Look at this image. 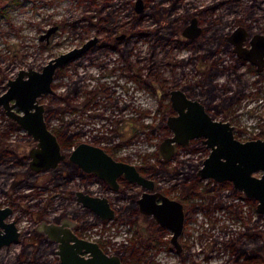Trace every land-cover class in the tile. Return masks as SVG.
<instances>
[{"label": "rangeland", "instance_id": "obj_1", "mask_svg": "<svg viewBox=\"0 0 264 264\" xmlns=\"http://www.w3.org/2000/svg\"><path fill=\"white\" fill-rule=\"evenodd\" d=\"M135 1L0 0L2 6L6 5L0 10V93L20 68L41 69L51 57L99 35V43L91 50L58 70L53 91L40 97L50 126L67 129L66 134H72L70 144L85 140L111 147L118 157L136 165L162 160L159 145L171 130L155 124L168 109L167 91L174 85L209 102L231 96L233 115L214 107L211 111L215 117L230 120L242 139L264 137V73L247 69L244 74L241 69L245 65L239 67L241 60L231 46L223 43L224 35L239 24L250 33L264 34V0H146L147 6L140 13L134 8ZM154 5L168 10L160 21L153 15ZM192 15H197L204 26L200 39H188L181 32ZM54 25L58 27L49 39L41 38ZM123 31L128 32V38L119 41L121 50L104 43L106 35ZM207 70L215 72L210 83L204 81ZM212 85L211 92L205 90ZM226 85L231 87L226 89ZM88 96L91 100L86 103ZM4 127L10 132L2 136L0 150H12L14 157L28 155L35 141L11 124L0 106V132ZM195 147L181 148L166 168L153 173L160 188L172 196L181 193L183 172L179 170L195 172L196 164L209 153L201 142ZM11 159L0 160V203L14 201L17 214L12 217L20 216L23 230L29 223L37 226L44 219L73 213L85 223L82 231L86 237L107 240L111 251L121 254L126 264H264V216L257 219L254 202L230 184L203 179L201 188L206 196L187 195L181 257L169 241V229L160 246L141 242V238L149 237L147 227L155 220L143 213H129L123 207L129 204L132 194L142 191L140 185L122 182L119 190H113L79 172L67 178L63 169L57 168L54 179L49 170H44L35 179L36 185L28 187L25 177L30 168L26 160L14 163ZM78 189L115 196L122 220H101L84 209L76 198ZM128 215H134V220L127 219ZM241 215L249 220L250 228L243 224ZM33 216L37 217L34 223ZM256 224L262 231L258 240L252 236ZM129 225L131 236L123 239L119 233ZM137 226L140 235L136 236ZM20 248L19 242L4 246L0 264H59L55 250L47 246L37 248L38 259L26 256L28 260L21 261ZM247 248H263L260 262L237 258V253Z\"/></svg>", "mask_w": 264, "mask_h": 264}, {"label": "water", "instance_id": "obj_2", "mask_svg": "<svg viewBox=\"0 0 264 264\" xmlns=\"http://www.w3.org/2000/svg\"><path fill=\"white\" fill-rule=\"evenodd\" d=\"M137 3L141 5L138 10H141L143 1L137 0ZM55 29L56 26L50 27L41 37H48ZM200 32L201 27L198 25L197 18H193L183 30L185 35L191 37H196ZM246 33L245 26L240 25L232 32L229 39L235 44L234 50L240 57L257 63L261 69L264 66V34L256 33L252 38V47L246 49L243 47ZM95 41L96 37L87 40L81 46L61 52L49 59L42 69L21 68L15 77L9 79L7 90L0 94V105H3L6 112L38 140L37 145L30 150L32 157L30 166L36 171L55 168L67 157L57 136L48 128L44 118V105L38 102V97L52 91L57 67L81 55ZM172 100L180 114L168 118L174 134L166 137L160 145L164 156H170L173 153L174 141L187 143L193 137H203V141L212 146L213 150L205 158L204 165L198 172L204 177L214 176L219 180L231 179L247 195L260 200L258 209L264 213V138L246 141L236 139L233 133L234 126L229 121L213 119L198 100L188 98L180 89L172 91ZM16 106L19 111L14 109ZM68 157L82 169L94 172L108 181L114 188L118 187L119 175H125L129 180L141 183L150 189L154 188V181L141 174L135 164L117 160L104 148L89 142L78 143ZM257 171H261L260 177L254 175ZM76 193L79 201L91 207L102 217H113L114 210L106 196L91 195L82 190H77ZM157 195L161 196V202L156 201ZM138 202L142 211L153 213L159 222L173 229L172 241L178 245L177 237L184 224L182 203L162 193L150 191H144ZM10 211V207L0 209V225L5 227V231H0V246L17 241L19 238L15 222L3 220ZM68 222L67 219L62 220L60 224L42 222L40 226L51 238L59 241V252L63 262L122 264L118 256H108L103 253L96 242L79 238L69 231L65 226ZM63 231L64 235H62ZM71 240L74 242L71 243ZM82 247L92 250L94 257L79 256L78 252L82 250Z\"/></svg>", "mask_w": 264, "mask_h": 264}, {"label": "flooded vegetation", "instance_id": "obj_3", "mask_svg": "<svg viewBox=\"0 0 264 264\" xmlns=\"http://www.w3.org/2000/svg\"><path fill=\"white\" fill-rule=\"evenodd\" d=\"M143 1V4H142V9L141 10H138V8L141 6L137 3V0L135 1V4H134V8L136 10L137 13H140L142 12L145 7L147 6L146 5V0H142ZM151 1V0H149ZM159 3L161 4L162 2L159 1ZM6 5L3 4V6H0V10H2ZM156 5H154L153 9L155 10V12H153L156 16V18L158 19V21H160L163 17L166 16V13H168V10L165 9V8H161V9H157L155 7ZM156 10H160L158 13H156ZM166 10V12L164 11ZM193 18H197V22H198V25L201 27V32L199 33V35H197L196 37H191V36H188V35H185L183 33V30L186 28V26L191 23L192 19ZM240 25H243V24H239L237 25L233 30H231L229 33L225 34L224 37H223V43L227 46H231L232 50L235 52L236 56L239 58V67H242L243 65H245L244 69H241L243 70V73L245 74V71H247V69L249 71H256L257 73L259 74H262L264 73V66L259 69V66L257 63H254L252 62L251 60H247V59H244L242 57H240L237 52L234 50L235 48V44L229 39V36L232 34V32ZM56 26V29H57V25H54ZM244 26V25H243ZM52 27V26H51ZM50 28V27H49ZM48 28V29H49ZM47 29V30H48ZM55 29V30H56ZM129 29V27L127 28ZM54 30V31H55ZM130 30V29H129ZM247 30V29H246ZM53 31V32H54ZM152 30H148L147 32H151ZM47 32V31H46ZM182 34L188 38V39H191V40H195V39H200L201 36H204V26L202 25L201 23V20L200 18L197 16V15H192L189 19V21L187 22V24L184 25V27L182 28L181 30ZM258 33V32H255V33H250V31L247 30V33H246V36H245V40L243 42V47H245L246 49H249L252 47V38L254 37V35ZM52 34V33H51ZM50 34V35H51ZM50 35L48 37L44 36L45 38H47V40L49 39ZM128 32L127 31H123V32H119V33H116L114 36L108 34L106 35V39L107 41H105L104 43H107L108 45H110L113 49H116V50H121V48L118 46V43L120 40L122 39H127L128 38ZM43 37V38H44ZM96 37V41L93 45H91L89 48H87L81 55L87 53L89 50H91L96 44L99 43L100 41V36L99 35H94V36H91L89 37L87 40L91 39V38H94ZM207 37V36H206ZM211 37V36H210ZM42 38V37H41ZM86 40V41H87ZM85 41V42H86ZM85 42H83L81 45H83ZM101 45L103 44L102 42L100 43ZM79 45V46H81ZM76 47V46H75ZM74 48V47H73ZM72 49V48H71ZM70 50V49H69ZM65 52V51H63ZM60 54V53H59ZM81 55H79L78 57H80ZM57 56V55H56ZM55 57V56H53ZM76 57V58H78ZM52 58V57H51ZM50 58V59H51ZM74 58V59H76ZM74 59H71L70 61L74 60ZM49 61V60H48ZM47 61V62H48ZM70 61L62 64L61 66L57 67L56 69V72H55V78H56V74L58 72V70L60 68H62L63 66H66L67 64L70 63ZM44 66V65H43ZM236 66V65H233V67ZM21 69V68H20ZM19 69V70H20ZM38 69V68H36ZM42 69V68H41ZM18 70V71H19ZM18 73V72H17ZM207 75L206 76V79H204V81L206 82H212L213 81V78H214V75H215V72H211V71H206ZM17 75V74H16ZM15 75V76H16ZM14 76V77H15ZM13 77H10L8 78L7 80V87H6V90L7 88L9 87L8 85V81L9 79H11ZM55 78L52 82V87L54 88V81H55ZM255 80V79H254ZM261 80V79H259ZM258 80H256L257 82ZM245 83V82H244ZM249 82H247L248 84ZM200 84V83H199ZM198 84V85H199ZM172 86V85H171ZM231 86L230 85H226L225 88L228 89L230 88ZM175 89H180L182 90L186 96L192 100H198L204 107V110L213 118V119H216V120H223V121H229L231 123V125L234 126V129H233V133H234V137L240 141H246V140H249V139H257V138H264V137H261V136H258V135H255L253 137H250V138H246V139H242L240 137L237 136L236 134V128H235V125L230 121V120H224V119H217L214 115V113H212L211 109L212 108H216L217 110H223V111H230L232 113V109H233V99H230L231 96H227V98H229L228 100L225 99V97L223 99H220V100H216L215 99H212V101L210 102H213V103H210L208 100H204V99H201V98H198L196 96H193L192 94L189 93V91L185 88V87H182V86H177V85H174L173 87L169 88V91H167V93L169 94L168 95V100L169 102L166 103L167 105V110L166 112L162 115V120L158 122V124H155V126H159V125H162L164 127H168L170 130H171V133L166 135L163 140L168 137V136H171L174 134V131L173 129L171 128L170 124L168 123V118L171 117V116H176V115H179L180 112L179 110L173 105V100H172V91L175 90ZM214 89V86H206L205 90L207 91H212ZM5 90V91H6ZM5 91H3L2 93H4ZM53 91V89H52ZM50 91V92H52ZM50 92H47V93H50ZM0 93V94H2ZM46 94V93H44ZM43 95V94H42ZM41 95V96H42ZM216 95L215 92H212V96ZM38 97V102L39 103H42L44 105V118H45V121L47 122V125H48V128L50 130H52L54 132V134L57 136L58 138V141L61 145V148L63 150V152H65L67 154V157L63 160H61L59 162V164L57 165V167L55 168H50V169H42L40 171H36L34 170L33 168H31L30 166V160H31V155H30V150L37 145V142L38 140L35 139L33 137V135L31 133H29L24 127H22L20 125V123L14 119L13 117H11L5 110L4 106L3 105H0L3 107L6 115L8 116V120L11 124L15 125L16 127H19L21 129H23L24 131H26V133L31 136L33 138V140L35 141V145L32 146L29 150V153L28 155L26 156H15L14 157V153L12 150H9L8 148H3L2 150H0V158L1 159H7V158H10V157H13V160L14 163L15 161L17 160L18 162H23L25 161L28 165H29V168L30 170L27 171V175L25 177V182H26V185L28 187H31V186H34L36 185L35 183V179L38 177V175L44 171V170H49L50 173H52L51 171L52 170H57V168L60 167V165L62 164H69V166L73 167L74 169H77L75 170L72 174H70L69 172L63 170L62 173H64L66 175L67 178H70V177H73V175H75L77 172L83 174L84 176H87V178L89 179V177H93L97 180H100L101 182H103L104 186H107L108 188L110 189H113V190H119L120 186H121V183L124 182V183H136L138 185H140L143 189L140 193H135V194H132V197L130 198V201H129V204L127 206H123L125 208H127L128 212L129 213H132V214H139V213H143L145 215H148V216H152L153 219L155 220V222L153 224H150L149 227H147V231L149 232V237L147 239H142L141 238V242L143 243V245H153L155 247L157 246H160L162 243H164L166 241L165 237H166V231L167 229L171 230L172 233L169 237V241L174 245L176 251L180 254V256L182 257V253L185 249V244L184 242L181 240V236L183 235L184 233V230H185V227H186V223H187V213H188V209H187V204H186V197L187 195H199V196H206V193L205 191L201 188L202 185H201V182L203 179H208V180H212L213 182H218L220 184H230L232 185L233 187H235L236 189L239 190V194L243 197H245L246 199L248 200H252L255 204V210H256V218L261 220V218L264 216V213L261 212L259 209H258V203L260 202V200L256 197H253V196H249L246 194V192L237 187L234 182L231 180V179H224V180H219L217 178H215L214 176H209V177H204L202 176L198 171L199 169L204 165V160L206 157H208L211 153V151L213 150L212 146L208 145V143L204 142L203 141V137H193L191 138L187 143H179L177 141H174V149H173V153L170 155V156H164V154L162 153L161 151V148H160V145L162 143V141L160 142V145H159V149H160V152H161V155L163 157L162 160H158V161H155L153 163H150V164H147V163H143L141 165H136L137 169L140 171L141 174L145 175L146 177L152 179L154 181V188L153 189H150L144 185H142L141 183H138L136 181H131L129 180L125 175H119L118 178H117V181H118V187L117 188H114V186L112 184H110L108 181H106L105 179L101 178L99 175H97L96 173L94 172H91V171H86L84 169H82L80 166H78L75 162H73L72 160L69 159L68 155L70 154L71 150L80 142L82 141H85V140H82L80 142H78L77 144H70L69 140H70V137L72 134H66L65 131L66 130H63L62 128H52L49 124V116L48 114L46 113V106L44 104V102H42L40 100V97ZM68 98V96H67ZM89 100H91L90 96H88V99L86 100V103L89 102ZM13 102V101H11ZM163 102V101H162ZM160 102V105L161 103ZM65 107V106H64ZM14 109L16 111H19V108L18 106L14 107ZM187 109V108H186ZM235 114H236V110L233 111ZM233 115V113L231 114ZM165 120V122L163 121ZM12 128V127H11ZM10 128H6L4 127L3 130H1L0 132V140L2 141L3 140V137L4 135H6L7 133L10 132V130H8ZM61 130V131H60ZM3 136V137H2ZM68 140V141H67ZM86 142H89V141H86ZM201 144H204L206 148L209 149V153L208 155H206L204 158H202V160L200 161V163H197L196 164V167L197 169L195 170V172L191 173V174H188L186 171H183L182 168L181 170H179V172H183V174L181 175V178H180V181H179V184H180V189H181V193L178 197H175V196H172L171 194H169V192L165 189H161L160 186L158 185V181L156 180V178L153 176V173H156L157 171H161L162 169L166 168V165L168 163L171 162V159L174 158L177 153L179 152V150L181 148H187V147H191L192 149H195V145L200 143ZM91 144H94V145H97V146H100L102 148H104L111 156H113L115 159L117 160H122V161H127V160H124L122 157H118L114 152L113 148L111 147H105V146H102V145H99V144H95V143H92V142H89ZM217 146V144L215 145ZM64 149H70V152L67 153ZM0 159V160H1ZM129 162V161H127ZM132 163V162H130ZM5 168V167H4ZM158 168V169H156ZM1 169H3V167H1ZM147 169H150V172L149 170ZM53 175V179L56 177H54V174L52 173ZM254 175L257 176V177H260L261 176V171H257V172H254ZM51 179V178H50ZM60 179V178H58ZM101 184V185H103ZM78 190H82V189H78ZM84 191L85 193H88V194H91V195H96V196H106L108 198V201L111 205V207L113 208L114 210V215L113 217H108V218H104L102 217L100 214H98L96 211H94L91 207H88L86 205H84L81 201L78 200L77 198V193L76 194V198L77 200L82 204V207L84 209H86L87 211L89 212H92V214H94L97 218L101 219V220H112V219H115L117 218L118 221L122 220L121 217L119 216V212L121 211L120 209V204L117 203L115 201V196H108L107 194L105 193H98L99 191H92V190H82ZM144 191H150V192H158V193H162L164 194L165 196L171 198V199H176L178 201H180V203H182V206H183V211H184V224H183V228H182V231L181 233L178 235V242L179 244L176 245L173 241H172V237L174 235V232H173V229L168 226L167 224H162L161 222H159L157 220V218L154 216L153 213H147V212H144L141 210L140 208V204L138 202V199L142 196L143 192ZM77 192V191H76ZM33 194V193H31ZM162 198L160 195H157L156 197V201L157 202H161ZM14 202V201H13ZM12 201H9L7 204L3 205L0 203V209H4L5 207H10L11 208V211L8 213V215H6L4 217V222H10V221H14L15 224H16V227L19 231V238L17 241H13V242H19L21 244V248H20V254H19V260H28L26 259V256H28L29 258L31 259H38V250L37 248L38 247H42V249H45V247L47 246L48 249H53L55 250V253H56V260H57V263L59 264H69V263H65L62 261V257H61V254L59 252V241L56 240V239H53L51 238L48 233L41 229L40 226L42 225V222H47V223H55V224H60L62 222V220L64 219H67L69 222L65 225L69 231H71L73 234L77 235L79 238H82V239H86V240H89V241H93V242H96V244L98 245V248L103 252L105 253L106 255L108 256H118L120 258V261L122 264H126V261L124 260V257H122L121 254H118L116 253L115 251H111V249L109 248V243L107 240H104L102 238H98V239H90L88 237H86V235H84L83 233V228L85 227V223L83 222H80V220L78 218H76V214H73L71 213V216H67V217H64V218H54L52 220H47V219H44L42 220L39 225L37 226H33L32 224H28L27 228L25 230H23L19 224V220H20V216H17V217H12L13 214H17V209L16 207H14V203ZM18 215H20L18 213ZM134 216V215H133ZM131 216V215H128L126 216L127 219H130V220H134V217ZM241 218H242V222L245 226H248L249 228L251 227V225L249 224V220L245 219V217L243 215H241ZM124 219V218H123ZM32 223L35 222V220H37V217H32ZM258 220V221H259ZM258 227V224L255 225V231L252 232V236L258 240V237L261 236L262 234V231H258L257 229ZM131 226H126V228L122 229L121 232L119 234H121L122 238L125 239V237H127L128 235L131 236V234H129V232L131 231L130 230ZM135 230V228H134ZM139 226H137V230L135 231L136 233V236L137 235H140L139 234ZM0 231H5V227L0 225ZM64 231L62 232V235H64ZM25 234H28L27 236V239H25ZM250 234V235H251ZM11 242V243H13ZM74 240H71V243H73ZM9 243V244H11ZM9 244H3L0 246V250L2 248H4V246H8ZM27 246H31L30 249L27 248ZM77 249V247H76ZM249 249H251L252 251L249 252ZM254 248H247L246 250H244V252H241V253H237V258L243 256V258L245 259V261L247 260L248 262L250 263H255V261H258L260 262V260L262 259V256H263V248H259V250H253ZM79 253V256L83 257V258H92L94 257V254L92 252V250H86V248L83 249L82 247V250L78 252ZM242 254V255H241ZM155 258V256H154ZM261 258V259H260ZM30 261V260H29Z\"/></svg>", "mask_w": 264, "mask_h": 264}, {"label": "trees", "instance_id": "obj_4", "mask_svg": "<svg viewBox=\"0 0 264 264\" xmlns=\"http://www.w3.org/2000/svg\"><path fill=\"white\" fill-rule=\"evenodd\" d=\"M0 6H2L1 3H0ZM60 131H61V130H60ZM59 168L65 170V171H67V172H69L70 174H72L75 170H77V169H74L73 167L69 166V164H62V165H60ZM156 169H158V168H156ZM51 172L54 174V177H55L56 175H58L56 169H55V170H52Z\"/></svg>", "mask_w": 264, "mask_h": 264}]
</instances>
